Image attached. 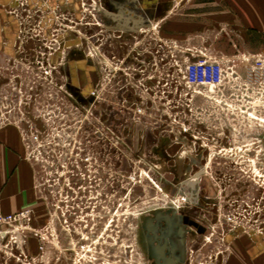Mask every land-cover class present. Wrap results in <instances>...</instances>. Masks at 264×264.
Masks as SVG:
<instances>
[{
	"label": "rangeland",
	"instance_id": "1",
	"mask_svg": "<svg viewBox=\"0 0 264 264\" xmlns=\"http://www.w3.org/2000/svg\"><path fill=\"white\" fill-rule=\"evenodd\" d=\"M107 1L8 11L0 126L19 130L37 199L0 231V264H262L264 0H191L189 17L184 0L178 29L120 25ZM203 57L217 86L184 78Z\"/></svg>",
	"mask_w": 264,
	"mask_h": 264
},
{
	"label": "crops",
	"instance_id": "2",
	"mask_svg": "<svg viewBox=\"0 0 264 264\" xmlns=\"http://www.w3.org/2000/svg\"><path fill=\"white\" fill-rule=\"evenodd\" d=\"M182 1L184 0H108L105 15L113 21H121L120 25L125 23L127 27L133 29H137L135 28L137 26L143 27L145 22L152 18L151 15L155 18L162 16L160 20L170 16L172 28L178 29L179 19L173 15L178 14V5ZM190 1L186 0L188 17L195 15L194 8L192 10L188 8L195 6ZM231 3L236 5L235 2ZM12 6L14 0H0V52H14L17 22L8 14ZM166 12L168 15H165ZM219 12L222 17L223 15L226 17L227 13L232 15L227 9H219ZM186 20L189 21V18ZM255 28H257L256 24ZM34 182V166L24 151L19 130L16 126H0V202L3 211L17 213L31 206L37 199ZM249 254L258 263L264 264V237H256Z\"/></svg>",
	"mask_w": 264,
	"mask_h": 264
},
{
	"label": "built area",
	"instance_id": "3",
	"mask_svg": "<svg viewBox=\"0 0 264 264\" xmlns=\"http://www.w3.org/2000/svg\"><path fill=\"white\" fill-rule=\"evenodd\" d=\"M79 1V0H78ZM45 6V1L43 2ZM225 69L222 64L214 59L203 57L190 61L184 71V78L190 85L205 84L214 87L224 80ZM27 210L17 213H6L0 202V231L12 226L17 220L24 217Z\"/></svg>",
	"mask_w": 264,
	"mask_h": 264
},
{
	"label": "bare ground",
	"instance_id": "4",
	"mask_svg": "<svg viewBox=\"0 0 264 264\" xmlns=\"http://www.w3.org/2000/svg\"><path fill=\"white\" fill-rule=\"evenodd\" d=\"M138 27H139V29L142 28V26H137V28H138Z\"/></svg>",
	"mask_w": 264,
	"mask_h": 264
},
{
	"label": "flooded vegetation",
	"instance_id": "5",
	"mask_svg": "<svg viewBox=\"0 0 264 264\" xmlns=\"http://www.w3.org/2000/svg\"><path fill=\"white\" fill-rule=\"evenodd\" d=\"M2 239V238H1Z\"/></svg>",
	"mask_w": 264,
	"mask_h": 264
}]
</instances>
